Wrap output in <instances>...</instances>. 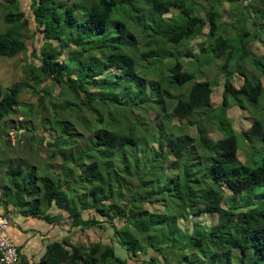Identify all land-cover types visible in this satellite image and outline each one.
Masks as SVG:
<instances>
[{
    "label": "trees",
    "instance_id": "16d2710c",
    "mask_svg": "<svg viewBox=\"0 0 264 264\" xmlns=\"http://www.w3.org/2000/svg\"><path fill=\"white\" fill-rule=\"evenodd\" d=\"M224 3L239 4L247 12L252 4L249 0H32L36 33L42 35L40 47L33 41L31 17L21 9L20 0L0 3L5 24L0 27V57L26 54L31 40V56L40 62L26 65L23 81L7 89L0 85V123L16 114L21 95L30 89L45 111L42 123L49 128L44 130L57 134L49 157L62 159L60 172L43 178L35 168L26 172L24 164L12 163L6 169L8 184L0 185L3 215L12 206L22 216L62 228L67 214L70 242L51 243L41 264L264 260V157L243 175L248 167L236 165L239 146L229 116L235 105L244 108L236 104L242 97L258 102L264 87L240 67L232 73L227 70L236 52L243 59L252 52L243 38L234 43L215 38L216 7ZM258 13L256 28H264ZM207 27L213 42L203 44L197 56L187 46ZM261 43L264 49V40ZM208 54L217 59L227 56L228 75L219 107L213 106L210 82L199 80L203 71L195 69L194 59L199 62ZM254 64L264 75V59ZM237 72L245 78L240 88L232 81ZM189 84L186 94H174V89ZM64 93L69 99L61 104ZM65 110L77 113L86 132H75V125L59 120ZM125 110L128 120L134 121L127 129L119 118ZM151 110L157 129L143 138ZM214 133L221 137L215 139ZM245 135L248 141L257 137L264 144V124L255 121ZM83 140L85 144L78 147ZM0 142L6 144L4 135ZM65 170L62 179L59 174ZM226 191L252 194L257 198L254 210L246 211L249 195L239 206L224 208ZM54 207L60 210L56 215L48 212ZM207 215H219L217 224L204 222ZM108 229L127 258L117 255L114 244L103 237L89 246L72 242L73 235ZM23 261L19 252L17 264Z\"/></svg>",
    "mask_w": 264,
    "mask_h": 264
},
{
    "label": "rangeland",
    "instance_id": "374dc122",
    "mask_svg": "<svg viewBox=\"0 0 264 264\" xmlns=\"http://www.w3.org/2000/svg\"><path fill=\"white\" fill-rule=\"evenodd\" d=\"M249 2H251L252 4L251 6H249L248 12L247 9H239V4L231 5L230 3H224L222 7H216L219 29L215 38L222 37L226 40H230L233 43L236 40H240V38L245 39L247 42L246 48H248L247 50H250L252 52V55L246 59H243L242 54L236 52L231 58L227 70L228 72L232 73L240 67L246 73V75L249 76L250 80H258L264 87V75L261 74L258 67L254 64L255 60L261 61L264 59V49L261 43V41L264 40V28H256V12H261V14H257L260 15V19L262 17L264 18V0H249ZM0 3L3 4L4 0H0ZM31 3L32 0H20L21 9L26 12L29 17H31L32 32L36 33V22L33 20ZM256 7L258 9H256ZM3 18L4 12L2 7H0L1 28L5 26ZM208 32L209 28L207 27L204 30L203 34L192 40L187 46V48L193 50L195 55L200 56L202 45L205 44V46H207L212 41L208 36ZM34 35L35 37L33 41H35V44L40 47L42 42V35L41 33H36ZM33 41H28L29 51L26 54H20L15 58L0 57V85L3 89H7L12 84L24 80L25 68L27 64L32 62L40 64L39 61L34 60L31 56L33 51ZM238 47L241 48L242 46ZM186 54L187 49H183L182 55H185V59L189 60L190 58L187 57ZM199 59H201L199 62L194 59L196 64V71H198L199 69L203 71L202 75L198 76V79L202 81L208 80L210 82L213 89V106L219 107L223 101L224 82L226 76L228 75V73L224 71V66L227 62V56L223 55L220 59H217L215 58L214 54H208L207 56L199 57ZM232 81L237 88H240L244 84L245 78L240 72H237ZM191 86L192 84H189L188 87H185L182 90L174 89V94H186ZM28 90L29 91H26L21 95L20 105L17 107L16 114L6 117L4 121H1L0 123V136L4 135V141L6 142V144L0 142V185H3L4 183L8 184L6 169L15 162L17 164H24L26 172H28L29 170L30 172L32 170L35 171V168L37 176L40 178L47 176L55 177L57 175L56 170L60 172V166L62 163V159L60 158V156L54 159H51L49 157L50 154L55 150L53 146V139L57 134L52 131L48 132L44 130V127L49 128L48 125L42 123V121L46 117L45 111L41 109L38 96L34 93H31L32 91L30 89ZM56 94L60 96L61 89L57 88ZM67 99H69V96L64 93L63 96H61V104L63 102H66ZM229 101L232 104L234 102V99L230 98ZM168 104H170L169 101ZM236 104H241L244 108H241L240 105H235L234 107H232V109L229 110V116L233 120L234 128L237 132L236 137L239 146V162H237L236 165L248 167V170L243 172L244 175L249 170H252L253 168L259 166L262 163V159L264 157V144L262 143V141L257 137H253L250 139V141H248L245 135V131H248L255 121H260L264 124V91L262 97L258 100V102H252L247 98L242 97L241 102H237ZM149 116L150 117H148V122L150 123V126L146 128L148 129V132L143 134V138L150 137L151 132L157 129L156 123L152 122V118L154 117L153 110L150 111ZM119 118L123 121V129H127L129 124L134 123V121H132L131 123L132 119L128 120L130 118V113L128 110L122 112V114L119 115ZM59 120H63L69 122L72 125H75V132H86L84 131L85 127L83 123L79 120L77 113L74 111H62ZM109 122L110 119L108 117L106 119V123ZM117 125L118 126L116 128L120 129V125L118 123ZM4 131H6L5 134ZM87 134L88 137L91 136L92 130H87ZM212 136L215 139L221 137V135L217 133L212 134ZM75 142L76 141H73V143ZM83 144H85L84 140L78 141L77 146L81 147ZM66 174L67 171L65 170L60 173L59 176L63 179L66 177ZM251 190L252 192H256V188ZM225 195L226 203L223 207L228 209L230 205L233 208L239 206V203H241L244 198L248 197L249 193L245 192L243 194L235 195L226 191ZM249 196L250 197L245 200L247 202L246 211L252 212L255 208L254 205L257 201V198L252 196V194ZM146 207L153 209L154 205H149ZM59 212L60 210L57 207H54L51 211V213L55 215ZM86 214L87 212H85V215ZM219 217V215H207L202 220L207 224L212 225L217 224ZM206 223H204V225H207ZM68 224H70V221H68L66 214L64 220L61 221V225L64 227H62L63 229L60 228L61 230H59V234L62 239L64 238L68 240V242H70V239L68 238ZM118 226H121L120 222L118 223ZM17 230L18 229L16 227H12L11 230H8L7 233L9 235H12ZM102 237L107 241V243L111 242L114 244L117 255L121 256L122 258H127L125 249L122 248L121 245L117 242V239H115L113 231L111 229H108L105 233H103L102 231L88 230L84 235L81 233L78 235H73L72 242L77 245L89 246L92 242H99ZM226 252L227 250L224 251V253ZM233 252L234 255H238L237 251ZM142 258L144 257H141V259ZM258 262L259 264H264V260H260Z\"/></svg>",
    "mask_w": 264,
    "mask_h": 264
},
{
    "label": "crops",
    "instance_id": "0c3cea01",
    "mask_svg": "<svg viewBox=\"0 0 264 264\" xmlns=\"http://www.w3.org/2000/svg\"><path fill=\"white\" fill-rule=\"evenodd\" d=\"M8 216L12 220V227L18 230L10 237L14 240L22 259L28 264H41V259L46 253L47 247L54 241L63 240L60 237V227L55 228V225H50L43 220L33 217H26L18 214V210L14 207H9ZM52 211V210H51ZM49 211V213H51ZM5 214L4 209L0 207V215ZM52 214V213H51ZM55 215V214H52ZM61 239V240H60Z\"/></svg>",
    "mask_w": 264,
    "mask_h": 264
},
{
    "label": "built area",
    "instance_id": "2783aa9c",
    "mask_svg": "<svg viewBox=\"0 0 264 264\" xmlns=\"http://www.w3.org/2000/svg\"><path fill=\"white\" fill-rule=\"evenodd\" d=\"M12 220L7 215H0V264H17L19 251L16 243L7 233Z\"/></svg>",
    "mask_w": 264,
    "mask_h": 264
}]
</instances>
